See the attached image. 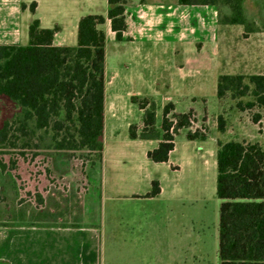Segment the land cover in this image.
<instances>
[{
    "label": "crops",
    "instance_id": "0c3cea01",
    "mask_svg": "<svg viewBox=\"0 0 264 264\" xmlns=\"http://www.w3.org/2000/svg\"><path fill=\"white\" fill-rule=\"evenodd\" d=\"M33 3L35 13L30 9ZM110 8L109 0H0V45L26 46L30 25L38 19L42 29L59 28L55 46H76L80 20L87 15L107 17ZM221 10L224 15L230 14L224 6L127 0L124 40H117L108 18L98 26L106 36L101 159L93 166L86 165L83 177H61L60 181L69 185L67 189L54 182L43 184L37 190L41 205L28 200L22 194L26 190L15 189L14 182L9 189L4 188L0 197V264H155L166 257L165 245L167 258L176 264L181 263L182 255L187 258L189 228L185 208L190 202L217 195L218 140L211 132L205 141H190L187 130H183L169 160L154 162L148 153L161 140L129 136L132 124L139 130L143 128L144 111L132 102V97L156 103L158 130L168 103L175 105L176 113L193 111L196 118L198 113L191 107L180 112L169 91L190 90L184 98L196 101L199 95L193 94L202 93L206 82L213 84L212 78L221 75L219 66L203 63L205 55H219ZM250 21L258 32L246 33L239 25L222 28L225 33L238 31L246 41L258 38L251 57L263 69L264 31L258 19ZM245 51L246 58L249 54ZM128 86L145 92L130 89L125 95L123 90ZM126 100L141 112L139 120L126 124L127 134L119 130L120 106ZM39 152H52V157L73 153ZM82 179L87 182L85 189L79 188ZM154 181L159 182L160 193L148 197ZM3 182L6 184L0 177V185ZM112 240L115 261H109L105 252ZM144 246L150 252L141 257L135 250Z\"/></svg>",
    "mask_w": 264,
    "mask_h": 264
},
{
    "label": "trees",
    "instance_id": "16d2710c",
    "mask_svg": "<svg viewBox=\"0 0 264 264\" xmlns=\"http://www.w3.org/2000/svg\"><path fill=\"white\" fill-rule=\"evenodd\" d=\"M127 0H109L107 17L87 15L79 22L76 46H55L58 27L42 29L35 19L26 46L0 45V99L7 100L14 113L0 125V151L14 150L97 153L104 149L106 36L98 28L107 18L117 40H124ZM184 6H221L229 15L221 25H239L246 33L258 32L245 15L244 0H178ZM25 5H23V8ZM35 13L36 4L30 7ZM236 101L239 112L255 108L264 112V75L221 74L217 97ZM246 97L252 100L244 102ZM132 102L144 111L143 128H129L131 139L157 140L148 153L154 162H167L175 140L183 130L190 141H205L206 129L192 130L193 111L176 113L175 105L163 109L161 130L156 128V103L140 96ZM262 114H256L258 124ZM218 130L226 132V119L218 117ZM15 166V164H13ZM217 197L219 211L220 264H264V145L258 142L218 140ZM7 167L0 161V169ZM160 193L152 183L148 197Z\"/></svg>",
    "mask_w": 264,
    "mask_h": 264
},
{
    "label": "rangeland",
    "instance_id": "374dc122",
    "mask_svg": "<svg viewBox=\"0 0 264 264\" xmlns=\"http://www.w3.org/2000/svg\"><path fill=\"white\" fill-rule=\"evenodd\" d=\"M246 17L250 20L258 19L259 26L264 31V0H244ZM224 12L221 10L220 16ZM221 25V39L219 43V55H205L203 58L204 65L219 66L221 74H243L245 76L253 75L254 73H264V68L256 66V59L252 58V46L257 42V39L246 41L237 33L232 31L225 33ZM223 27V28H222ZM238 28V27H235ZM199 47V45H198ZM201 47V45H200ZM244 50L249 55L245 58ZM245 53V54H246ZM249 57V59H247ZM246 62L243 63V60ZM214 74V72H213ZM212 77V73L210 72ZM217 81L218 77L212 78V83L209 80L205 83L203 92H196L193 96L199 95L196 101H186L184 96L190 94V90H171L169 91L175 103L178 104L180 112H186L189 108H193L198 114L196 121L193 124L192 130L203 129L207 130L208 134L213 133V137L221 141H240V142H258L264 145V112L260 109L248 110L239 112L236 109V101L227 95L224 99L217 98ZM135 89L138 92H145L141 88L125 87L123 92L127 95V91ZM186 92V93H185ZM204 97V98H203ZM252 100V97H246L244 102ZM220 102V103H219ZM120 125L119 130L123 133H128L126 124L133 120H139L141 112L136 105L131 104L130 100H126L120 106ZM14 113L10 103L5 99H0V125L5 118H9ZM256 114H262V119L258 124L253 122V117ZM222 115L226 119V132L221 134L218 130V117ZM215 134V135H214ZM52 152H32L30 150L0 151V161L7 167L5 170L0 169V177L5 179L0 185V197L3 195L4 188L9 189L14 182L15 189L26 190L22 194L31 200L35 205H41V195L37 192L39 188L47 182H54L65 189L69 185L61 182L63 176L67 177H83L85 176V166H93L99 160L97 153L88 151H78L67 153V156L52 157ZM15 164V166H13ZM71 174V175H70ZM82 184L79 188L85 189L87 182L82 179ZM8 183V184H7ZM64 183V184H63ZM71 186V185H70ZM5 192V191H4ZM221 201L217 195H213L208 199H201L198 203H188L185 211L188 213V254L187 258L181 259L178 264H220L219 258V211ZM183 209V208H182ZM114 240V238H113ZM107 244L106 258L109 261H115V244L114 241ZM137 255L143 257L150 252L149 248L145 247L135 250ZM166 257L155 264H176L175 260L168 259V248H164ZM158 252V251H157ZM150 256V255H149ZM151 257V256H150ZM138 264H151L146 261Z\"/></svg>",
    "mask_w": 264,
    "mask_h": 264
}]
</instances>
